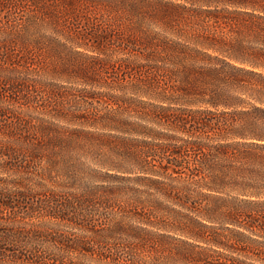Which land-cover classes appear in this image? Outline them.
Returning <instances> with one entry per match:
<instances>
[{
	"label": "rangeland",
	"instance_id": "obj_1",
	"mask_svg": "<svg viewBox=\"0 0 264 264\" xmlns=\"http://www.w3.org/2000/svg\"><path fill=\"white\" fill-rule=\"evenodd\" d=\"M263 100L264 0H0V264H264L211 146Z\"/></svg>",
	"mask_w": 264,
	"mask_h": 264
},
{
	"label": "trees",
	"instance_id": "obj_2",
	"mask_svg": "<svg viewBox=\"0 0 264 264\" xmlns=\"http://www.w3.org/2000/svg\"><path fill=\"white\" fill-rule=\"evenodd\" d=\"M206 71L215 75L217 74L219 79H224V75H220V71L215 72L211 69H206ZM204 76L205 71L198 72L196 80L204 78ZM222 95V93H218L216 98L222 100ZM222 102L226 104L225 101ZM235 113L234 111V114ZM243 114H245L246 120L243 122L237 121L238 125L231 123L227 128L222 127L220 121H213V125H215V128L218 130L216 131V135L221 141L211 146L214 148L215 156H222V158L228 159V162L224 164H222V160L217 162V166L220 167V170L224 173V176H222L223 173L220 171L222 173L219 177L221 180L220 182H222L221 184H223V180L226 176L225 174H228L229 177H232L233 184L239 186L241 194L253 196L255 198L244 200V206L238 204L231 206L227 205L228 207H226V205H222L219 210L227 215L229 222L246 230H264V107L253 104L251 109ZM186 117L192 124L191 130L198 129V125L196 124L206 127L211 121L209 117H199L195 115L194 110H190V113ZM191 130L188 129L189 133H192ZM225 133H230L232 135L230 140L224 138V136H226ZM204 144L205 146L208 145L205 141L189 139L187 146L189 151H193L194 153L199 152L202 154L201 159H206L208 154L203 151L205 148ZM214 189H216V187ZM243 216L248 217V221L243 222L240 218ZM239 233H242V231H239ZM237 240L242 243L245 242L242 239ZM245 251L251 252L264 261V243L262 241L251 237L249 243H246ZM236 263L255 264L246 263L241 259Z\"/></svg>",
	"mask_w": 264,
	"mask_h": 264
}]
</instances>
